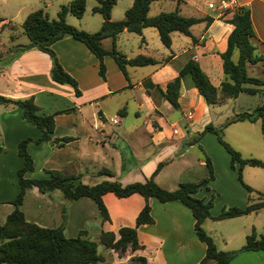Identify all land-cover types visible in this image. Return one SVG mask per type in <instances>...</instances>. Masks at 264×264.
Returning a JSON list of instances; mask_svg holds the SVG:
<instances>
[{
    "label": "crops",
    "instance_id": "crops-1",
    "mask_svg": "<svg viewBox=\"0 0 264 264\" xmlns=\"http://www.w3.org/2000/svg\"><path fill=\"white\" fill-rule=\"evenodd\" d=\"M34 1L28 6L24 1L0 0V96L13 99L32 96L39 113H53L52 137L66 136L71 140L56 147L48 141H28L25 150L31 158L32 169L23 172L25 178H45L49 177V170H60L79 175L80 181L86 184L118 180L124 185L144 181L157 163L162 162L153 180L162 188L173 190L180 182L202 179L197 178L198 170L191 166L196 160L199 166L204 165L203 161L188 158V152L199 142L203 144L205 133H211L205 132L189 144L204 125L219 126L235 113L264 105L262 91L252 94L241 91L236 97L227 98L220 104L207 105L188 75L180 77L177 109L162 94L166 83L177 75L188 59L198 64L212 85H219L223 79L219 53L225 50L226 38L233 28L224 19L229 18L237 6H246L249 10L253 29L250 42L255 55L261 58L255 63H245L246 74L263 76L264 0H181L177 4L181 15L211 17L212 20L206 25L204 21L192 24L189 27L191 36L171 31L169 47L163 46L156 29L151 26L143 27L141 34L124 29L114 41L110 37L102 38L100 45L106 50L114 44L115 49L127 58L140 54L156 61L143 66L126 65L127 77L110 55L103 56L104 77H100L97 58L87 47L70 35L62 36L51 44V48L62 69L75 79L78 94L70 85L50 78L51 60L41 50L28 48L6 62L14 47L27 43L19 25L29 12L39 8L37 4L40 0ZM60 1L58 5L67 6L70 0ZM220 1H225L226 5L221 7ZM131 2L126 0L123 14ZM49 5L50 2L45 3V7ZM112 6L109 18L122 19ZM175 6L174 0H154L149 4L147 15L171 11ZM83 13L72 21L68 19L70 13L67 12L64 19L79 29L96 31L102 21L101 14L92 12L98 13L100 18L88 26ZM127 39L131 42H125ZM231 57L236 60V50ZM231 99L235 103L240 102L237 110H232L230 115L222 114V106ZM248 100L250 104H246ZM21 113L22 109L17 105L0 103V223L13 209L11 200L19 187L16 172L22 166V158L17 154V144L24 138L34 139L39 134V130L23 119ZM113 118L117 121L113 122ZM175 154H178L177 159H174ZM122 164L124 170H121ZM176 164L182 165L183 169H175ZM101 168L107 169L110 174H99ZM61 196L59 190L45 193L32 185L25 189L18 207L26 221L41 227H56L61 221L60 207L64 203ZM102 200L109 214L106 221H101L95 204L89 198L81 196L69 201L62 228L64 236H76L79 230L85 231L83 237L95 241L100 230L113 231L117 235L119 227L134 226L135 216L144 203L143 197L137 193L118 198L106 192ZM148 204L153 222L136 228L137 240L142 248L121 252L98 242L102 246L98 254L103 260L95 264H138L135 260L137 256L144 257L148 264H196L201 259L204 244L193 231V217L189 209L177 200L160 202L154 197L148 199ZM231 235L234 236V233ZM230 238H222L224 246ZM228 264H264V252L242 250Z\"/></svg>",
    "mask_w": 264,
    "mask_h": 264
},
{
    "label": "trees",
    "instance_id": "trees-1",
    "mask_svg": "<svg viewBox=\"0 0 264 264\" xmlns=\"http://www.w3.org/2000/svg\"><path fill=\"white\" fill-rule=\"evenodd\" d=\"M96 5L91 7L92 12L101 14L102 21L96 31L88 32L76 28L65 22L64 16L67 12L75 17H80L85 8V0H70L67 6H60L57 11L56 19H49L42 8H37L29 12L20 23L22 33L27 38V43L17 45L12 50V54L6 58V62L13 55L28 48H36L47 53L51 60L50 78L61 84L70 85L75 94L79 93L77 83L73 77L65 72L51 48V44L64 35H70L74 39L82 42L87 49L97 58L98 74L104 77L103 56L110 55L121 73L126 76V65L143 66L155 63L156 61L148 56L135 55L125 57L123 53L116 50L114 44L111 49L106 50L100 45V40L110 37L114 41L116 35L122 30H127L135 34H141L143 27L151 26L157 31L160 42L165 47H169L171 31H178L184 35L191 36L189 27L199 21H204L205 25L211 22V17L195 18L186 17L178 12L177 4L181 0H174L176 6L171 11H161L153 16H148L149 4L154 0H132L129 7L124 10L123 18L111 20L109 11L116 0H95ZM233 25L232 30L226 38V48L219 53L223 79L216 87L212 85L199 68L198 64L188 59L178 70L177 75L166 83L163 91L164 98L169 104L178 108V89L180 77L188 75L193 87L205 100L207 105H217L227 98H234L241 91L264 93V75L261 77L248 76L245 70V63H255L261 58L254 53V47L250 42L253 36L249 10L246 6L235 7L229 18L224 19ZM192 40L193 37H191ZM237 51L236 60L233 61L232 53ZM250 84L251 86H245ZM0 103H11L22 109L21 116L27 122L39 130L36 138H24L17 144V154L22 158V166L17 170L18 191L11 200L13 209L6 215L4 221L0 223V263L6 264H95L102 261L103 257L96 251V241L103 246L120 250L121 252L129 249L134 251L141 249L136 235V228L142 224L153 222L150 214L148 199L156 198L160 202L177 200L187 207L193 217V231L198 240L204 244V253L196 264H228L229 260L242 250H261L264 252V233L257 235L253 228L245 235L244 243L237 249L221 250L215 245L213 238L203 229L202 223L206 218L221 220L248 214L264 206L262 193L256 191V201L247 197V203L242 207H228L221 210L216 215L210 214V201L197 198L194 194L201 185L212 179L211 164L207 157L203 163L206 167V177L198 182H180L173 190H167L159 186L154 180V174L162 166L158 162L149 177L144 181H134L122 185L118 180H102L94 184H86L80 181L79 175L67 174L60 170H49V177L45 178H25L23 172L32 169V161L25 150L28 141L35 143L48 141L51 146H60L71 140V137L53 138V113L41 114L34 103L32 96L23 98H7L0 96ZM264 105H257L250 111H242L227 118L221 125L212 126L210 123L204 125L200 132H197L189 144L195 142L203 133L211 132L216 136L217 141L229 155V164L233 168L237 164V179L242 187L251 193L253 189L245 184L241 179V169L244 165L260 167L264 169V162L257 158H243L239 152L229 146L222 139V128L232 122L248 121L253 122L261 119L260 129L264 131ZM124 170V165H121ZM98 173L110 174L105 168L98 170ZM36 186L40 192L50 193L59 190L64 203L60 207L61 221L56 227H41L35 223L26 221L23 217L19 205L25 189ZM111 192L114 196L121 198L132 193L141 195L144 203L135 216L134 226H121L117 229V235L113 231L100 230L97 240L93 241L86 237L84 230L73 237H66L62 228L66 221L67 203L71 200L85 196L93 201L98 211L101 221L109 220V214L102 200V195ZM138 264H148L144 257L137 256L135 259Z\"/></svg>",
    "mask_w": 264,
    "mask_h": 264
},
{
    "label": "rangeland",
    "instance_id": "rangeland-1",
    "mask_svg": "<svg viewBox=\"0 0 264 264\" xmlns=\"http://www.w3.org/2000/svg\"><path fill=\"white\" fill-rule=\"evenodd\" d=\"M14 1L15 3H17V1H24L28 6L35 2L34 0ZM58 1L60 0H40L38 1L39 3L37 6L46 12L49 19H56V13L60 8ZM47 2H50V5L45 7V3ZM125 2L126 0H117V2H115L116 5L114 4L112 6L113 11H118V16H121L120 18L123 17L122 8ZM94 4H96L95 0H85L83 19L88 26H91L93 23L95 24V21L97 22L100 18L98 13L91 12V7ZM67 17L69 20L75 21V16L68 14ZM118 19L119 18L115 20ZM127 35L133 34L128 33ZM23 39L27 38H24L23 36ZM125 42L129 43L131 41L127 39ZM247 103L250 104L251 101L248 100L246 104ZM239 104L240 102L235 103L233 102V99H231L230 102L222 106V114H232V110H237ZM242 104H245V102L242 101ZM176 115H178V113H176ZM260 122L261 119H257L253 124L248 122H235L229 124L222 128L221 137L229 146L238 151L241 157L257 158L264 162V131L262 132L260 129ZM205 135V138L202 136L204 138L202 141L203 144L199 142L198 145H194L193 148L189 150L188 158H199L203 161L204 158L207 157L211 164L212 179L207 181L205 187L202 186L194 194L197 198H202L204 201H210V213L217 214L228 207H242L247 203L248 196L253 198L251 201H256V191L262 193L264 197V169L249 165H244L242 167L241 179L253 189L251 193H248L237 179V164L234 163L233 168H231L229 164V155L217 141L216 136L213 133H205ZM177 156L178 154H175L174 159H177ZM191 167L192 169L198 170L197 178H199V180L206 177V167L204 165L199 166L197 160ZM174 168L183 169V166L176 164L174 165ZM88 181H90L89 178ZM206 219L207 220L202 224V227L214 239L215 244L220 249L228 248L233 250V248H237L239 244H243L244 237L251 231V228L254 229L257 235L264 233V206L259 208L256 212L245 214L230 220ZM233 233L234 236L231 235ZM225 236H230L231 238L228 244L224 246L222 238ZM101 248L102 246L96 241L97 253L101 252Z\"/></svg>",
    "mask_w": 264,
    "mask_h": 264
},
{
    "label": "built area",
    "instance_id": "built-area-1",
    "mask_svg": "<svg viewBox=\"0 0 264 264\" xmlns=\"http://www.w3.org/2000/svg\"><path fill=\"white\" fill-rule=\"evenodd\" d=\"M219 4H220L221 7L226 5L225 1H220ZM208 6L211 7V4H209ZM112 121L116 122L117 120L115 118H113Z\"/></svg>",
    "mask_w": 264,
    "mask_h": 264
}]
</instances>
